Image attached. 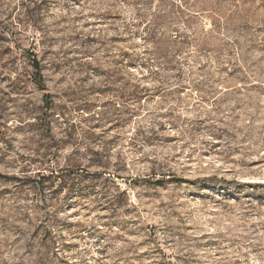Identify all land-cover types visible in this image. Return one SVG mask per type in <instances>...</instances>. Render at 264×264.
<instances>
[{"label": "rangeland", "instance_id": "rangeland-1", "mask_svg": "<svg viewBox=\"0 0 264 264\" xmlns=\"http://www.w3.org/2000/svg\"><path fill=\"white\" fill-rule=\"evenodd\" d=\"M0 173V264H264V0H0Z\"/></svg>", "mask_w": 264, "mask_h": 264}, {"label": "trees", "instance_id": "trees-1", "mask_svg": "<svg viewBox=\"0 0 264 264\" xmlns=\"http://www.w3.org/2000/svg\"><path fill=\"white\" fill-rule=\"evenodd\" d=\"M34 67L36 69L37 75H39V79H37V83L41 86L44 87L45 86V82L44 79L42 78V72H41V65L40 62L37 58H35L34 60ZM4 175L0 173V178L3 177Z\"/></svg>", "mask_w": 264, "mask_h": 264}]
</instances>
